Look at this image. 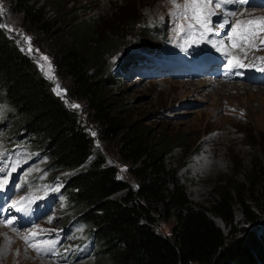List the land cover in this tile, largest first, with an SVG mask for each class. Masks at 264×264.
Here are the masks:
<instances>
[{"label": "trees", "instance_id": "trees-1", "mask_svg": "<svg viewBox=\"0 0 264 264\" xmlns=\"http://www.w3.org/2000/svg\"><path fill=\"white\" fill-rule=\"evenodd\" d=\"M13 3L27 23L60 39L54 59L57 72L70 83L58 95L54 79L21 48L17 35L0 27V106L9 117L4 123L1 118L0 126H5L7 144L20 143L34 155H47L51 179L59 171L75 169L61 186L62 210L73 213V220L84 227L82 233L92 239L93 264H264V140L258 142L263 157L252 160L247 184L228 178L209 206L194 202L176 170L166 164L170 137L154 139L150 129L126 121V109L107 94V82L116 77L104 58L118 43L102 37L94 20L70 25V39L63 41V27H56L60 18L51 21L44 5L35 0ZM64 11L63 20L75 13ZM1 19L0 14V25ZM109 34L113 38L116 31ZM65 97L85 103L100 139L115 144L114 162H108L109 154ZM118 161L126 164L128 176ZM244 191L252 193L253 203ZM234 199L245 222L235 226ZM210 213L232 227L225 232ZM169 218L170 231L161 230L160 223ZM253 222L261 227L246 225Z\"/></svg>", "mask_w": 264, "mask_h": 264}, {"label": "rangeland", "instance_id": "rangeland-1", "mask_svg": "<svg viewBox=\"0 0 264 264\" xmlns=\"http://www.w3.org/2000/svg\"><path fill=\"white\" fill-rule=\"evenodd\" d=\"M44 5L46 15L51 21L63 27V41L70 39L68 27L77 21H95L102 37L110 42L118 43L112 53L107 54L105 62L108 71L114 72V82H107V91L110 99L126 110V121L138 122L152 132V138L163 135L170 137L171 146L166 153V164L176 170L183 182L187 193L194 202L209 206L215 201L217 190L228 178L242 181L245 184L247 174L252 166V160L263 157L259 141L264 140V85L249 84L242 80L221 83L206 82L199 78L196 81H185L172 76H159L158 74L145 75L140 65L118 68L119 61L123 60L127 52L139 51L134 45L147 42L143 48H153L154 42L163 46L170 42L174 45L185 42L187 23L193 19L191 9H184L186 0H35ZM59 1V2H58ZM179 5L180 7H177ZM72 9L73 15L62 19L64 10ZM64 12V13H63ZM1 25L9 35H17L15 40L21 42V48L33 56L40 70L55 81V89L65 92L70 83L69 77H63L58 72L54 59L55 49L60 45V39L39 32L36 26L30 25L21 12L14 9L13 0H0ZM175 16L178 20H173ZM127 19H131L128 21ZM68 24H64V22ZM175 21V22H173ZM130 22V23H129ZM162 22L164 30L167 29L165 39L161 42V35L153 32V26ZM150 29L145 28L147 24ZM139 28L142 31H139ZM182 29V34L179 30ZM111 31L115 32L113 38H108ZM169 35L171 38L169 40ZM30 37V43L26 40ZM176 40V41H175ZM31 51H28V49ZM140 50L145 51L142 48ZM162 54V53H161ZM47 57V60L42 57ZM142 63L150 60L143 58ZM134 62V61H133ZM147 67H145L146 69ZM92 70V68L90 69ZM115 73V72H114ZM112 76V77H113ZM211 80V79H210ZM216 82V79H213ZM202 81L203 87L197 85ZM208 84V85H207ZM218 85V86H217ZM232 86V87H231ZM234 86V87H233ZM84 117L86 127L93 134L100 149L108 155V162H114L112 155L114 143L102 141L98 134L99 127L87 115L86 105L82 100L66 98ZM5 106H0V119L6 122ZM9 118V117H8ZM3 125V124H2ZM0 126V180L8 183L0 189V214L10 213L12 224L7 220H0V264H93L94 256H87L82 250H88L86 241L73 243L82 236L76 231L83 226L69 221L74 218L73 213L65 214L62 210L63 198L52 195L50 182L55 189L61 187L64 178L75 169L59 171L49 176L46 168L47 155H34V151L21 144L11 147L7 144L5 126ZM179 139L178 142H175ZM20 141L16 139L15 141ZM13 141V142H15ZM24 142V141H21ZM25 143V142H24ZM28 145V144H27ZM29 146V145H28ZM208 162V164H207ZM205 163V165H204ZM121 173L126 174V164L118 161ZM13 166L15 171H13ZM135 182V179H131ZM260 189V188H258ZM48 191H50L48 193ZM5 192L6 195L1 193ZM248 202H254L251 192L244 191ZM23 198V199H22ZM30 198L34 204L41 200L38 212L45 215L38 216L33 222L21 223L24 214L16 219L15 211L19 205ZM17 203L14 211L10 207ZM234 225H241L244 216L237 200L232 201ZM8 208V209H7ZM214 220L225 232L229 224L215 214L210 213ZM173 218L160 223V229L170 231ZM35 224V225H34ZM248 227L259 229L258 222L246 224ZM34 234V235H33ZM24 237H28L26 242ZM31 238V239H29ZM44 241L54 243L43 244ZM39 242L43 250L37 252L30 247L31 243ZM65 246L61 247L60 245ZM80 254V255H79ZM77 257L79 259L75 260ZM74 260V261H72ZM193 264H199L193 262Z\"/></svg>", "mask_w": 264, "mask_h": 264}, {"label": "snow or ice", "instance_id": "snow-or-ice-1", "mask_svg": "<svg viewBox=\"0 0 264 264\" xmlns=\"http://www.w3.org/2000/svg\"><path fill=\"white\" fill-rule=\"evenodd\" d=\"M212 3H213V0H188V3H186L183 6L185 10H187V9L192 10L193 19H195L196 22L200 25V27L203 28L207 32L213 31L212 27L210 26L212 23L211 17L216 15V12L211 7ZM229 3L245 5V4H249L250 0H215V8H221L225 4H229ZM177 7H180V6L177 5ZM234 15H236L235 11H228L227 12V16H234ZM257 22L264 24V17H256L254 20L246 21L244 23H257ZM228 23H229V21L227 19H224V22L220 24V27L223 28L225 26V24H228ZM0 27H4V25H0ZM235 31H236V29L233 28V32H235ZM26 40L30 43L31 38L27 37ZM28 51H31L30 47H29ZM42 59L47 60L48 58L45 56V57H42ZM259 59L264 61V57H261ZM230 64H231V61H230ZM236 66L244 67V65L240 64L238 61H237ZM261 71H264V69H261ZM56 91H57L58 95L61 94V91L59 90V85H57ZM72 107H79V105L74 104V105H72ZM93 135H95V133H93ZM12 170L15 171L14 166H13ZM7 183H8V181L6 179L0 180V189H3ZM17 203H19V202H13V204L10 207H16ZM6 223L12 224L13 220H7ZM24 239L26 242L28 241V237H24ZM50 243H54V242H51V241H44L43 242V244H50ZM29 246L34 248L37 252H40L43 250V247L39 242L31 243Z\"/></svg>", "mask_w": 264, "mask_h": 264}, {"label": "bare ground", "instance_id": "bare-ground-1", "mask_svg": "<svg viewBox=\"0 0 264 264\" xmlns=\"http://www.w3.org/2000/svg\"><path fill=\"white\" fill-rule=\"evenodd\" d=\"M199 78H201V77H199ZM199 78H198V79H199ZM209 80H210V79H209ZM202 81H205V80H202ZM202 81H198V82H197V85H200L199 87H203L202 84H199V83H201ZM215 81H216V82H219V83H221V84L224 83V82H222V81H220V80H218V79H216ZM206 82H207V81H206ZM207 85H208V84H207ZM225 85L228 86L227 83H226ZM217 86H218V85H217ZM221 87H223V84L221 85ZM231 87H232V86H231ZM233 87H234V86H233ZM207 164H208V162H207ZM204 165H205V163H204Z\"/></svg>", "mask_w": 264, "mask_h": 264}]
</instances>
